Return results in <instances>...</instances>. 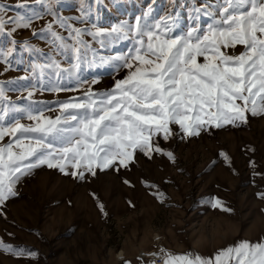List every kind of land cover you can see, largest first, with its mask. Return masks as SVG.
Returning a JSON list of instances; mask_svg holds the SVG:
<instances>
[{
    "label": "rangeland",
    "instance_id": "obj_1",
    "mask_svg": "<svg viewBox=\"0 0 264 264\" xmlns=\"http://www.w3.org/2000/svg\"><path fill=\"white\" fill-rule=\"evenodd\" d=\"M0 264H264V0H0Z\"/></svg>",
    "mask_w": 264,
    "mask_h": 264
}]
</instances>
